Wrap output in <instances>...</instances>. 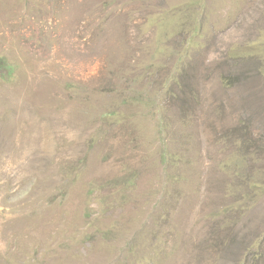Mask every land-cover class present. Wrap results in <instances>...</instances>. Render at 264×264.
<instances>
[{"label":"rangeland","instance_id":"obj_1","mask_svg":"<svg viewBox=\"0 0 264 264\" xmlns=\"http://www.w3.org/2000/svg\"><path fill=\"white\" fill-rule=\"evenodd\" d=\"M0 56V264H264V0H0Z\"/></svg>","mask_w":264,"mask_h":264},{"label":"trees","instance_id":"obj_2","mask_svg":"<svg viewBox=\"0 0 264 264\" xmlns=\"http://www.w3.org/2000/svg\"><path fill=\"white\" fill-rule=\"evenodd\" d=\"M11 71H12L11 66L8 64L7 60L4 57L0 56V76L6 77L11 74ZM258 76H259V73L257 74L256 77ZM240 77L237 76L235 79L237 80L239 79L240 81L244 80V78L240 79ZM187 78H188V74L186 73V71H183L180 74V80L186 84ZM244 99L247 105L249 106V109L251 111L250 114L254 115V118L264 119V89L252 88L245 93ZM239 129L240 128H238L237 130L234 129L231 134L237 135L238 132H240ZM243 142H245L244 139H243ZM245 181L249 182V184H251L254 187L255 195H256L257 190L259 193L264 192V178L253 177L252 175L250 178H247ZM259 183L260 185L258 186L257 184ZM241 184H244V182H242ZM227 238L228 237L225 236V237L217 238V240L220 244L222 245L225 244L226 246H228Z\"/></svg>","mask_w":264,"mask_h":264},{"label":"bare ground","instance_id":"obj_3","mask_svg":"<svg viewBox=\"0 0 264 264\" xmlns=\"http://www.w3.org/2000/svg\"><path fill=\"white\" fill-rule=\"evenodd\" d=\"M7 115H8V114L6 113V115L4 116L3 119H9V118L11 117V115H8V116H10V117H8Z\"/></svg>","mask_w":264,"mask_h":264}]
</instances>
